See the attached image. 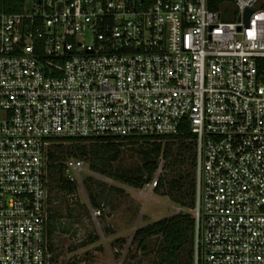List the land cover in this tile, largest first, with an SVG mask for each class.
<instances>
[{
	"label": "built area",
	"instance_id": "built-area-1",
	"mask_svg": "<svg viewBox=\"0 0 264 264\" xmlns=\"http://www.w3.org/2000/svg\"><path fill=\"white\" fill-rule=\"evenodd\" d=\"M233 3L229 21L208 0H0V264H54L55 140L182 129L194 264H264V0Z\"/></svg>",
	"mask_w": 264,
	"mask_h": 264
},
{
	"label": "rangeland",
	"instance_id": "rangeland-1",
	"mask_svg": "<svg viewBox=\"0 0 264 264\" xmlns=\"http://www.w3.org/2000/svg\"><path fill=\"white\" fill-rule=\"evenodd\" d=\"M226 9L227 18L224 15L223 19L235 20L234 3ZM124 143L120 158L111 163V174L92 170L91 158L83 156L84 169L73 181L76 184L74 192L47 187L54 264H162L160 237H149L147 249H144L140 245L142 237H136V232L180 211L193 215L192 209L175 202L188 201V183L182 189L170 185L180 172L196 176V164L192 166V158L183 155L178 142L169 140L170 157L159 158L158 169L143 187L132 186L126 179L146 176L144 166L153 159L150 155L152 142ZM53 144V150L63 163L72 158L67 156V151L74 149L75 142ZM64 177L69 179L65 172ZM159 179H164V184L156 189L155 182ZM96 203L100 205L97 207Z\"/></svg>",
	"mask_w": 264,
	"mask_h": 264
},
{
	"label": "trees",
	"instance_id": "trees-1",
	"mask_svg": "<svg viewBox=\"0 0 264 264\" xmlns=\"http://www.w3.org/2000/svg\"><path fill=\"white\" fill-rule=\"evenodd\" d=\"M234 0H208V6L212 10L220 11L232 4ZM15 10V9H14ZM13 8L9 11H14ZM226 14V13H225ZM224 14V15H225ZM227 18V15H225ZM151 141L150 155L153 157L152 160L148 161L144 166L146 171V176L140 177H130L126 179V182L135 187H143L145 184L150 182L155 171L159 167L158 160L160 157L168 159L170 157V141H177L179 150L184 151V156L188 154L191 158L192 166L195 165V143L193 140V135L187 131V129H182L181 134L174 136L165 137H125L118 138L112 136H93L87 138L78 139H58V141H71L75 142L73 150L67 151L68 157L81 158L83 156H89L90 167L92 170L97 172H102L105 174H111L112 162L117 161L121 156V147L124 146V142L136 143L138 141ZM167 140V143L163 141ZM78 142V143H77ZM79 142H86L87 144H80ZM51 144L48 158V177H47V187H55L59 189H65L69 192H74L76 189V184L69 179L64 177V163L61 161V157L57 155L56 151L53 150ZM106 162V163H105ZM108 164L110 169L106 166ZM188 183V189L186 195L188 201L175 200L176 203L181 204L184 207L192 209L195 205V178L191 174L184 175L182 172L179 173L177 179H173L170 182L172 188L179 187L183 188L185 184ZM164 184V179H159L155 183V188L158 189ZM100 204L96 203L98 207ZM49 227H52L51 215L48 221V235L50 234ZM136 237H142L140 245L147 249V239L151 236H159L162 249H161V260L162 264H194L195 255V236H196V223L193 215L191 213L179 212L173 216L159 220L147 228H142L138 230L135 234ZM52 244L50 240V251H52Z\"/></svg>",
	"mask_w": 264,
	"mask_h": 264
},
{
	"label": "water",
	"instance_id": "water-1",
	"mask_svg": "<svg viewBox=\"0 0 264 264\" xmlns=\"http://www.w3.org/2000/svg\"><path fill=\"white\" fill-rule=\"evenodd\" d=\"M252 13V11L250 9L246 10L245 12V21L248 22L249 16Z\"/></svg>",
	"mask_w": 264,
	"mask_h": 264
}]
</instances>
